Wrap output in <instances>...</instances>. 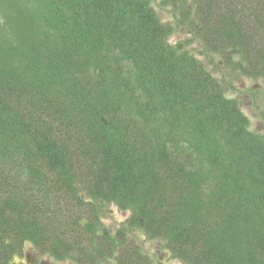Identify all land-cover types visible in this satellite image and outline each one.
<instances>
[{"label": "trees", "instance_id": "trees-1", "mask_svg": "<svg viewBox=\"0 0 264 264\" xmlns=\"http://www.w3.org/2000/svg\"><path fill=\"white\" fill-rule=\"evenodd\" d=\"M194 43L264 78V0H0V264H264V135Z\"/></svg>", "mask_w": 264, "mask_h": 264}, {"label": "rangeland", "instance_id": "rangeland-1", "mask_svg": "<svg viewBox=\"0 0 264 264\" xmlns=\"http://www.w3.org/2000/svg\"><path fill=\"white\" fill-rule=\"evenodd\" d=\"M171 8L165 10L160 9V14L167 22H173V18L169 14ZM186 38V34L178 28L171 36L173 43ZM194 53L199 59L210 67V69L218 77H226V79L235 82L234 89L229 91V96L236 98L243 112L249 117L250 128L252 131L258 132L264 135V78H251V77H236L228 72L227 67L224 65L223 60L219 56H215L211 59L201 54V48L197 43L192 45ZM210 59V60H209ZM129 210H121L115 205H110L107 210V216L103 218L104 224L112 230H116L122 225L124 221L129 217ZM135 243L139 244L144 251L152 257L156 262L163 261L168 262V252L164 250V244L159 241H152L147 239L142 231H136L131 238ZM16 259L23 261H32L37 264H73L69 261H56L47 255H40L35 252L29 244H27L19 256L17 254ZM178 264H183L177 262Z\"/></svg>", "mask_w": 264, "mask_h": 264}]
</instances>
